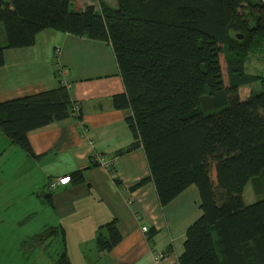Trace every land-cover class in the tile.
I'll use <instances>...</instances> for the list:
<instances>
[{
  "label": "trees",
  "instance_id": "obj_1",
  "mask_svg": "<svg viewBox=\"0 0 264 264\" xmlns=\"http://www.w3.org/2000/svg\"><path fill=\"white\" fill-rule=\"evenodd\" d=\"M70 1L0 0V66L5 49L32 45L45 28L108 43L123 87L111 106L129 110L131 142L118 153L140 147L148 170L132 187L150 181L160 207L188 185L198 193L200 215L177 264H264V77L243 66L253 39L264 41L261 1L115 0L77 12ZM256 80L262 89L241 99L238 88ZM73 105L63 85L1 101L0 132L33 156L27 131L70 116ZM247 182L262 194L250 204L241 197ZM49 195L37 194L50 203ZM48 235L60 237L52 264H71L60 226L32 238ZM120 238L111 219L95 245L109 251Z\"/></svg>",
  "mask_w": 264,
  "mask_h": 264
},
{
  "label": "crops",
  "instance_id": "obj_2",
  "mask_svg": "<svg viewBox=\"0 0 264 264\" xmlns=\"http://www.w3.org/2000/svg\"><path fill=\"white\" fill-rule=\"evenodd\" d=\"M58 85L77 105L79 119L71 114L26 133L33 152L29 157L45 183L69 176L66 184L48 188L50 204L69 215L74 202L85 201L87 232L94 239L98 226L115 220L120 241L100 251L108 264H154L153 251L162 254L159 264H177L184 231L200 215L198 193L188 185L160 207L150 181L132 187L148 170L140 147L118 153L131 134L124 122L129 110L114 109L110 102L123 87L109 44L45 28L32 45L3 51L0 102ZM97 156L111 163L99 166Z\"/></svg>",
  "mask_w": 264,
  "mask_h": 264
},
{
  "label": "rangeland",
  "instance_id": "obj_3",
  "mask_svg": "<svg viewBox=\"0 0 264 264\" xmlns=\"http://www.w3.org/2000/svg\"><path fill=\"white\" fill-rule=\"evenodd\" d=\"M99 1L116 7L115 0H71L69 9L77 12L92 3L98 10ZM238 12L248 26L252 25L243 5ZM3 42L4 33L0 25V44ZM250 49L244 60V71L263 78L264 41L254 38ZM259 89H262L261 83L256 80L249 86L238 88V94L243 99L250 90ZM44 193L50 194L51 191L36 162L0 132V264H52L61 246L59 235H48L39 241L32 238L49 225L62 229L65 251L71 264H108L95 248V239L90 235L92 231L87 232L89 213L85 209L86 202L82 199L74 202V210L69 215H62L44 198L37 196ZM241 197L244 204H250L260 199L262 194H255L247 182ZM99 233L106 239L104 229Z\"/></svg>",
  "mask_w": 264,
  "mask_h": 264
},
{
  "label": "built area",
  "instance_id": "obj_4",
  "mask_svg": "<svg viewBox=\"0 0 264 264\" xmlns=\"http://www.w3.org/2000/svg\"><path fill=\"white\" fill-rule=\"evenodd\" d=\"M77 110H78L77 105H73L72 113L76 114ZM95 160H96L97 164L99 166H102V167H107L111 163L110 159L106 160V159H104L103 157H100V156L95 157ZM68 181H69L68 176H66V175L58 176V177L49 179L47 181V186H48L49 189H54L58 185L66 184ZM141 231H146V227L145 226H141ZM151 257H152V260H153L154 264H159L161 259H162V254H161V252L153 251V252H151Z\"/></svg>",
  "mask_w": 264,
  "mask_h": 264
},
{
  "label": "water",
  "instance_id": "obj_5",
  "mask_svg": "<svg viewBox=\"0 0 264 264\" xmlns=\"http://www.w3.org/2000/svg\"><path fill=\"white\" fill-rule=\"evenodd\" d=\"M238 37H240V36H238Z\"/></svg>",
  "mask_w": 264,
  "mask_h": 264
}]
</instances>
